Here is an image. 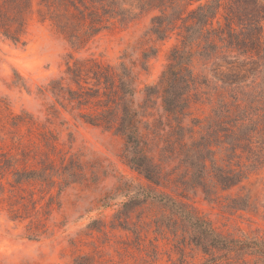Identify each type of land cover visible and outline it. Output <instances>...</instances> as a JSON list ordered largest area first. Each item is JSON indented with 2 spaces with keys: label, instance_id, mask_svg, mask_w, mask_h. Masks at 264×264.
I'll list each match as a JSON object with an SVG mask.
<instances>
[{
  "label": "rangeland",
  "instance_id": "rangeland-1",
  "mask_svg": "<svg viewBox=\"0 0 264 264\" xmlns=\"http://www.w3.org/2000/svg\"><path fill=\"white\" fill-rule=\"evenodd\" d=\"M135 1L114 0L115 9L130 10L133 18L125 22H120L119 18L109 19L106 29L78 49L71 47L56 31L40 0H31L30 11L25 16L23 43H13L0 33V153L6 154L1 159H18L16 168L19 170H40L50 164L58 170L61 159L62 165L72 160L83 166L82 179L68 186L61 185L56 176L50 186L48 181L37 180L15 185L12 169L3 173L0 179V264L204 262L206 257L199 251L191 246L183 248L178 243L180 232L174 236L160 224L166 211L158 203L145 201L123 209L127 194L116 189L122 183L132 186V196L147 194V182L125 163L124 138L85 123L78 113L90 112L89 109H73L68 102L57 99L48 87L52 80L64 76L66 63L72 66L79 59L111 65L124 62L133 77V107L144 106V87L158 82L169 51L178 43V32L164 41L157 40L149 29L152 18L160 12L140 13L135 9ZM260 2L264 4V0ZM197 4L193 2L186 10ZM228 7L229 0H222L217 16L221 23ZM262 25L264 31V21ZM261 44L264 50V32ZM152 48L156 49V55L144 59L143 55ZM249 56L240 57L239 62H247L245 68H241L246 79L241 88L246 93L258 86L255 91L259 94L253 93L260 98L255 99L254 104L263 108L264 65L259 58L255 60L256 57V64L252 65ZM195 74L206 75L211 82L207 95L191 108V118L205 122L219 97L231 101L237 91L231 92L220 82H213L201 63H195ZM62 83L67 85L66 81ZM245 99L249 101L247 96ZM151 107L149 118L147 108L146 111L141 109L144 118L139 130L146 135L143 139L146 147L147 121L152 123L162 115L159 100ZM263 112L264 109L258 113ZM217 157L223 154L218 152ZM249 191L253 202L247 211L231 213L224 209V198L243 196ZM220 195L217 202L204 200L200 191L189 192L187 197L219 233L235 238L264 234V169L252 172L241 186ZM255 261V257L248 256L235 264H254Z\"/></svg>",
  "mask_w": 264,
  "mask_h": 264
},
{
  "label": "trees",
  "instance_id": "trees-1",
  "mask_svg": "<svg viewBox=\"0 0 264 264\" xmlns=\"http://www.w3.org/2000/svg\"><path fill=\"white\" fill-rule=\"evenodd\" d=\"M201 1H135V9L140 13L160 12L152 18L149 29L157 40L164 41L178 32V43L169 51L158 82L144 87L145 105L139 110L133 107V77L124 62L111 65L79 59L72 66L66 63L64 76L52 80L48 87L57 99L68 102L73 109H89L90 112L78 113L85 123L124 138L125 163L147 182V194L132 196V186L122 183L116 189L127 194L123 209L145 201L161 205L166 213L160 224L174 236L180 232L178 243L183 248L191 246L206 257L202 264H235L248 256L256 258L254 264H264V234L235 238L219 233L187 197L189 192L200 191L204 200L217 202L222 192L241 186L252 172L264 169V112L258 113L264 107L254 104L260 98L253 93L259 94L255 91L258 86L243 93L241 87L246 79L241 68L247 62H239L241 56L250 55L249 63L256 64V57L264 65L261 47L264 4L260 0H229L221 23L217 16L222 0ZM193 2L197 6L187 11ZM40 4L56 31L77 49L106 29L109 19L125 22L133 18L132 11L115 9L114 0H40ZM30 7L31 0H0L3 37L23 43L25 16ZM156 53L152 48L143 57L147 59ZM196 62L208 69L213 82H220L231 92L237 91L231 101L219 97L205 122L191 118L192 106L207 95L211 83L206 75L195 74ZM250 70L255 72L254 68ZM155 100L160 101L162 115L152 123L147 121L146 147L143 140L146 135L139 130L144 118L141 109L147 108L149 118ZM218 152L223 157L218 158ZM5 155L0 153V179L12 169L15 185L37 180L48 181L50 186L56 176L61 185L68 186L83 177V166L72 160L62 165L61 159L58 170L51 164L40 170H19L16 168L19 160L1 159ZM224 201V209L233 213L247 211L253 199L249 191L243 196L226 197Z\"/></svg>",
  "mask_w": 264,
  "mask_h": 264
}]
</instances>
